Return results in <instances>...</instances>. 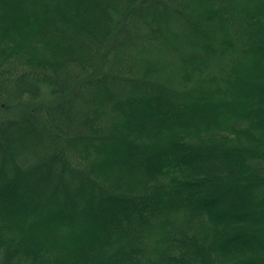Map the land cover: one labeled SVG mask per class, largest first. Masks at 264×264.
Returning a JSON list of instances; mask_svg holds the SVG:
<instances>
[{
  "label": "trees",
  "instance_id": "obj_1",
  "mask_svg": "<svg viewBox=\"0 0 264 264\" xmlns=\"http://www.w3.org/2000/svg\"><path fill=\"white\" fill-rule=\"evenodd\" d=\"M0 264H264V0H0Z\"/></svg>",
  "mask_w": 264,
  "mask_h": 264
},
{
  "label": "rangeland",
  "instance_id": "obj_2",
  "mask_svg": "<svg viewBox=\"0 0 264 264\" xmlns=\"http://www.w3.org/2000/svg\"><path fill=\"white\" fill-rule=\"evenodd\" d=\"M69 195H70V194H69ZM79 213H81V211H80Z\"/></svg>",
  "mask_w": 264,
  "mask_h": 264
}]
</instances>
